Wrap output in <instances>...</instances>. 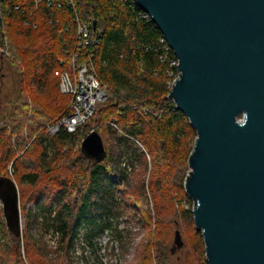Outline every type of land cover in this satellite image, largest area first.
Listing matches in <instances>:
<instances>
[{
	"label": "water",
	"instance_id": "1",
	"mask_svg": "<svg viewBox=\"0 0 264 264\" xmlns=\"http://www.w3.org/2000/svg\"><path fill=\"white\" fill-rule=\"evenodd\" d=\"M134 1L179 60L170 98L197 133L185 187L207 261L264 264V0ZM81 149L106 155L96 129ZM0 199L22 237L13 178H0Z\"/></svg>",
	"mask_w": 264,
	"mask_h": 264
},
{
	"label": "trees",
	"instance_id": "2",
	"mask_svg": "<svg viewBox=\"0 0 264 264\" xmlns=\"http://www.w3.org/2000/svg\"><path fill=\"white\" fill-rule=\"evenodd\" d=\"M58 1L62 2L61 8L47 7L45 0H0V44L8 40L7 29L13 28V23L19 26V31H28L29 34L40 36L41 39L31 41L30 51L35 54L36 62H39L35 63L37 77L47 88L49 74L54 75V79L59 82L55 71L71 70L75 53L79 54L78 64L91 59L99 78L109 89L108 100L99 103L95 114L74 133L61 129L55 136H49L46 128L36 132L31 130L33 140L25 153L31 154L32 157L27 163L23 160L20 162L19 157L13 161L16 149H21L27 143L23 136L14 144L9 138L0 137V167H5L12 161L17 169L19 163L24 164L27 171L17 173L20 181L27 179L31 185L37 184L45 173L53 174V178H57L58 186L64 188L57 192V197L63 198V193L67 192L69 199L62 201L56 211L52 205H45L40 201L35 216L43 214L45 226L52 227L55 234H60L65 247H69L83 222L86 223L84 229L87 235H93L95 229L103 231L110 227V223L105 220H96L94 206L96 196L104 189L105 176L108 177L114 170L113 153H108L105 147L106 155L96 160L80 149L82 156L73 160L63 152V147H71L88 135V122L96 114L99 116L98 123L106 126L111 136L119 130L120 141L131 143L132 146L135 143L133 144L130 138L139 139L154 157L177 152L181 155L182 146L188 152L191 147L188 140L195 139L197 133L188 117L168 98L169 63L161 58L166 53L165 45L160 42L164 35L152 19L143 17V10L134 0ZM16 6L19 8L16 9ZM77 18L87 23L93 35L97 33L98 43L81 48L77 46ZM47 40H55V47L48 44ZM167 51L169 57L175 58L172 50ZM59 59H62L63 63H59ZM62 95L67 101L61 114L67 111L70 101L69 95ZM54 96L59 98L56 94ZM114 115L116 119L108 122ZM111 122H116L119 129L113 127ZM51 147L58 152L54 162H48L46 159L47 151ZM67 158L73 162V168H76L71 173L73 181H69V193L67 184L58 178L60 175L55 174V167L51 169V165L58 163V167L62 159L66 161ZM120 158L121 164L130 165L129 157L125 154L120 155ZM3 177L10 178L8 175ZM109 184L111 185V182ZM109 190L106 189L108 195ZM106 209V214L112 211ZM184 210L191 215L190 210ZM2 235L6 237L10 251H14L12 258L10 251H4L3 243L0 242L3 264H25L22 247H25L29 264H47L36 254L33 255L29 244L22 245V237L11 231L9 226L7 231H2Z\"/></svg>",
	"mask_w": 264,
	"mask_h": 264
},
{
	"label": "rangeland",
	"instance_id": "3",
	"mask_svg": "<svg viewBox=\"0 0 264 264\" xmlns=\"http://www.w3.org/2000/svg\"><path fill=\"white\" fill-rule=\"evenodd\" d=\"M18 28L13 23V28L7 29L8 40L0 44V137L9 138L14 144L23 136L27 143L16 149L13 161L19 157L20 162L27 163L32 157L25 153L33 140L31 130L45 129L62 113L67 99L54 75L47 77L49 88L37 77L35 63L39 62H36L30 48L31 41L41 39L40 36ZM46 42L52 47L56 45L55 40ZM55 94L58 99L54 98ZM97 116L88 122L89 133L93 129L100 132L107 152L114 155L115 167L108 177L105 176L104 189L96 196L94 215L97 221L110 223V227L103 231L95 229L93 235H87L86 223L83 222L74 242L65 247L60 234L45 226L44 215L36 217L35 214L40 201L52 205L56 211L62 201L69 199L67 192L63 193V198L57 197V192L64 188L58 186L53 174H43L35 185L27 179L20 181L17 172H25L27 168L19 163L17 169L12 161L0 167V178L8 175L18 187L22 245L29 244L33 255L47 264H209L202 233L194 224V203L185 187L186 177L191 171L189 156L195 139L188 140L191 145L188 152L182 146L181 155L177 152L154 157L139 139L130 138L135 143L132 146L120 141L119 130L111 136L108 128L98 123ZM114 119L116 115L108 122ZM82 141L83 138L71 147H63V152L73 160L81 157ZM47 152V161L54 162L58 154L56 149L51 147ZM123 154L129 157V166L121 164L120 155ZM69 158L66 161L62 159L58 167V163L51 165V169L55 167V174L60 175L58 178L67 184L68 193L71 191L69 181H73L71 173L76 170ZM106 189H110L109 195ZM106 208L112 211L106 214ZM184 209L190 210L191 215ZM7 225L0 199V242L3 250L9 252L6 237L2 235V231L8 230ZM176 230L180 231L183 241L180 247L175 244ZM12 254L14 251L11 250L13 258ZM22 254L24 263L29 264L25 247H22ZM0 264H3L1 256Z\"/></svg>",
	"mask_w": 264,
	"mask_h": 264
},
{
	"label": "built area",
	"instance_id": "4",
	"mask_svg": "<svg viewBox=\"0 0 264 264\" xmlns=\"http://www.w3.org/2000/svg\"><path fill=\"white\" fill-rule=\"evenodd\" d=\"M40 2L42 0H36ZM47 7L61 8L62 2L58 0H45ZM135 2V1H134ZM70 5L73 6V2L70 1ZM19 6H16L18 9ZM143 10V9H142ZM144 18H151V16L143 10ZM77 21V46L87 47L90 44L98 43V35H93L89 29L87 23L80 19ZM101 32V29L98 30ZM166 50L161 58L163 61H168L169 67L167 70V86L169 88L168 98L170 101L176 103L170 98V91L180 75L179 60L175 55V58H171L168 55V49L172 50L169 46L166 38L163 36L160 39ZM173 51V50H172ZM174 52V51H173ZM79 54L75 53L72 57V68L58 69L55 71V75L59 77V87L63 94L70 96V101L67 106V111L56 119L52 120L46 126V132L49 136H55L61 129H66L69 133L77 131L78 127L87 122L94 114L99 103H104L108 100L109 89L107 85L99 78L91 59H87L83 63L78 64ZM59 63H63L62 59H59ZM116 129H119L116 122L110 123ZM123 165H127L123 163ZM129 166V165H127Z\"/></svg>",
	"mask_w": 264,
	"mask_h": 264
}]
</instances>
